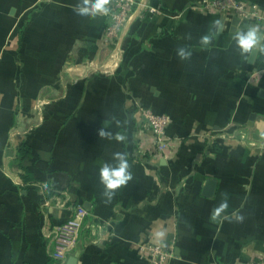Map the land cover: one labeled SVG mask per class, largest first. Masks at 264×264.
I'll list each match as a JSON object with an SVG mask.
<instances>
[{
  "label": "crops",
  "instance_id": "1",
  "mask_svg": "<svg viewBox=\"0 0 264 264\" xmlns=\"http://www.w3.org/2000/svg\"><path fill=\"white\" fill-rule=\"evenodd\" d=\"M200 1L141 0L159 14L134 19L113 50L105 16L73 15L79 0H0V264H148L145 243L171 245L168 264L264 258V144L252 138L264 133V22ZM241 1L264 17V0ZM249 27L252 62L233 38ZM137 106L170 119L158 160ZM118 152L132 180L107 201L99 170ZM77 206L88 216L57 263L53 229Z\"/></svg>",
  "mask_w": 264,
  "mask_h": 264
},
{
  "label": "built area",
  "instance_id": "2",
  "mask_svg": "<svg viewBox=\"0 0 264 264\" xmlns=\"http://www.w3.org/2000/svg\"><path fill=\"white\" fill-rule=\"evenodd\" d=\"M110 13L105 16L107 26L102 32V43L110 49L116 50L120 37L130 23L136 18L147 15H158L159 9L151 7L141 0H114L109 7ZM200 9L205 13H219L251 23L264 22V17L257 6L247 5L241 0H201ZM93 71H96L95 69ZM139 115L144 121V128L151 133V139L146 143L147 155L158 160L173 143V138L167 134L170 119L166 115H157L137 106ZM88 216L82 206L74 208L72 217L53 229V249L51 258L62 263L74 251L85 219ZM171 245L141 244L138 246L140 254L148 264H168L173 258ZM238 264H264V258L256 261Z\"/></svg>",
  "mask_w": 264,
  "mask_h": 264
},
{
  "label": "clouds",
  "instance_id": "3",
  "mask_svg": "<svg viewBox=\"0 0 264 264\" xmlns=\"http://www.w3.org/2000/svg\"><path fill=\"white\" fill-rule=\"evenodd\" d=\"M109 0H79V2L73 7V15L80 19L95 18L97 16H106L110 13V9L107 6ZM234 41L241 53H248L260 41L258 39L257 29L255 27H249L246 31H238L234 35ZM210 41L209 36L202 37L201 42L208 44ZM178 55L181 58H187L189 53L184 49H180ZM99 137H110L112 134L101 128L98 132ZM117 141H124L126 139L123 135H117L115 137ZM114 163H105L99 170V181L103 186V196L110 201L115 194V191L125 186L130 180H132V173L130 172V166L126 153H115L113 157ZM226 203L221 205V208L226 207ZM243 217L237 216V220H241Z\"/></svg>",
  "mask_w": 264,
  "mask_h": 264
},
{
  "label": "water",
  "instance_id": "4",
  "mask_svg": "<svg viewBox=\"0 0 264 264\" xmlns=\"http://www.w3.org/2000/svg\"><path fill=\"white\" fill-rule=\"evenodd\" d=\"M238 19L235 18L234 19V23H238ZM243 24L245 25H249V21L244 19L241 21ZM250 26V25H249ZM262 47H264V43H262ZM259 48V45L255 46L252 51H251V54H250V62H252V60L255 58L256 54H257V50ZM250 125V124H249ZM252 138L256 141H262V143L264 144V133L263 134H260V135H257L256 133H253L252 134ZM214 190V182L212 181H207L206 182V186H205V192H204V195H206L207 197L211 196L212 192ZM67 264H76V255L74 256H71L69 259H68V262Z\"/></svg>",
  "mask_w": 264,
  "mask_h": 264
},
{
  "label": "trees",
  "instance_id": "5",
  "mask_svg": "<svg viewBox=\"0 0 264 264\" xmlns=\"http://www.w3.org/2000/svg\"><path fill=\"white\" fill-rule=\"evenodd\" d=\"M107 26V21H106V23H105V27ZM18 153H19V162H20V164L22 165L23 163L22 162H24L25 161V159H26V157H28L29 156V150H28V148L25 146V145H19V147H18ZM22 168H23V166H21ZM23 170V169H22ZM22 179L24 180V181H27V179L25 178V176L24 177H22Z\"/></svg>",
  "mask_w": 264,
  "mask_h": 264
}]
</instances>
